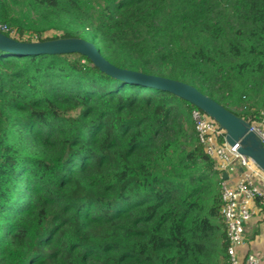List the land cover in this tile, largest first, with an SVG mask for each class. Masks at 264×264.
Here are the masks:
<instances>
[{
	"label": "trees",
	"instance_id": "1",
	"mask_svg": "<svg viewBox=\"0 0 264 264\" xmlns=\"http://www.w3.org/2000/svg\"><path fill=\"white\" fill-rule=\"evenodd\" d=\"M0 23L23 41L90 40L248 120L264 106V0H0ZM254 95L255 111L233 109ZM194 107L80 53L0 50V264H226Z\"/></svg>",
	"mask_w": 264,
	"mask_h": 264
},
{
	"label": "built area",
	"instance_id": "2",
	"mask_svg": "<svg viewBox=\"0 0 264 264\" xmlns=\"http://www.w3.org/2000/svg\"><path fill=\"white\" fill-rule=\"evenodd\" d=\"M0 30L5 32L10 28L0 23ZM192 119L199 143L216 162L222 178L221 216L226 230V264H264V253L244 251L246 224L258 211L264 210V170L239 152L240 142L231 145L227 141L226 130L208 113L194 107ZM248 121L250 129L264 143V109ZM223 173H227L226 178Z\"/></svg>",
	"mask_w": 264,
	"mask_h": 264
},
{
	"label": "water",
	"instance_id": "3",
	"mask_svg": "<svg viewBox=\"0 0 264 264\" xmlns=\"http://www.w3.org/2000/svg\"><path fill=\"white\" fill-rule=\"evenodd\" d=\"M0 50L18 55L80 53L107 74L129 83L158 88L173 93L208 113L227 132L231 145L240 142L239 152L253 159L264 170V143L250 129V122L204 94L187 82L139 70L120 68L103 56L96 45L81 37L23 41L0 30ZM227 177V173H223Z\"/></svg>",
	"mask_w": 264,
	"mask_h": 264
},
{
	"label": "crops",
	"instance_id": "4",
	"mask_svg": "<svg viewBox=\"0 0 264 264\" xmlns=\"http://www.w3.org/2000/svg\"><path fill=\"white\" fill-rule=\"evenodd\" d=\"M244 251L264 253V210L258 211L246 224Z\"/></svg>",
	"mask_w": 264,
	"mask_h": 264
},
{
	"label": "rangeland",
	"instance_id": "5",
	"mask_svg": "<svg viewBox=\"0 0 264 264\" xmlns=\"http://www.w3.org/2000/svg\"><path fill=\"white\" fill-rule=\"evenodd\" d=\"M57 34H58V32L55 31V30H48V31H45V33L43 34L42 37L51 38V37L56 36ZM30 37L34 39L33 41H38V38H36V36L34 34L30 35L28 33L23 37V39H27V38H30ZM261 102H262L261 96L254 95V97L251 100L247 101L243 107H237V108L233 107V109L238 111V112H241V113L245 114V113H249V112L255 111L257 107L254 106V105L260 104ZM263 109H264V106H261L260 110H263ZM185 126L189 130L190 133H192V134L194 133L192 125H189L188 123H186ZM192 147H193V145H188V149H190Z\"/></svg>",
	"mask_w": 264,
	"mask_h": 264
}]
</instances>
